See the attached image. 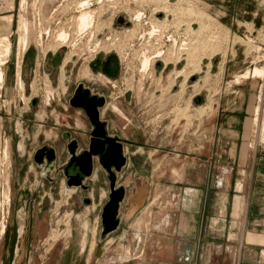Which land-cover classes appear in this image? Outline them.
<instances>
[{
    "label": "rangeland",
    "instance_id": "1",
    "mask_svg": "<svg viewBox=\"0 0 264 264\" xmlns=\"http://www.w3.org/2000/svg\"><path fill=\"white\" fill-rule=\"evenodd\" d=\"M9 1L12 0H3V4ZM76 1L28 0L24 10L19 2L14 7L12 22L2 24L0 36L9 37L6 41L11 50L2 55L5 79L0 82V232L6 223L5 231L0 233V264H12L21 220L26 221L28 234L22 245L30 255L29 260L23 258L24 264H56L69 246L74 247L72 239L75 243L80 240V222L85 226L81 229H90L89 245L93 241L98 244L101 225L89 218L94 220L100 206L94 211L93 205L83 202L92 185L90 179L86 181L88 189L68 187L66 182L63 190L55 182L45 183L46 192L35 189V182L41 177L33 159L34 150L46 143L53 144L63 161V129L74 114L88 117L83 109L69 103L79 82L107 97L101 117L108 120L109 133L123 140L127 156V164L118 174V184H127L128 197L138 183L148 194L137 212L127 210L126 199L125 225L130 223L134 230L118 242L111 239L102 243V256L100 247L92 248L87 264H116L154 255L164 246L171 248L173 224L184 215L185 219L191 218L197 209V187L210 189L208 200L219 199V210L208 209V215L218 220L220 216L216 214L225 213L222 203L231 177L246 178L245 172L243 176L241 171L237 175L239 166L229 162L228 155L240 154L241 150L254 155L258 149L264 150L259 129L254 128L247 137L254 107L264 123V74L238 77L256 66L264 69V0L225 4L222 11L212 10L205 0H90L93 26L85 31L76 27V8L81 0ZM139 10L140 21L135 16ZM233 11L239 15L233 18ZM19 13L27 17L30 31L29 44L21 55L20 34L16 30ZM121 14L128 24L118 21ZM154 21L157 30L151 35ZM63 27L70 31L68 42L54 49L55 34ZM159 48L162 54L157 56ZM143 50L152 59L146 70H142ZM113 55L116 66L112 63ZM65 56H69L66 63ZM185 65L190 71L187 79L184 74L175 79V73ZM86 68L90 69L92 79L82 77L81 71ZM19 69L24 87L18 79ZM240 93L242 98L246 96L250 114L246 118L243 147L235 149L225 145L226 140L218 144L214 141L215 119L221 99ZM47 94L53 97L49 103ZM18 118L28 135L27 131L17 130ZM45 129L53 130L55 136L45 137ZM21 140L27 146L24 155L18 150ZM253 142L258 143L255 152L249 148ZM63 148L65 153H61ZM95 169L100 180L96 190H103L102 201L108 200L110 180L97 159ZM21 206L23 210L19 209ZM166 215L171 219L168 224L162 220Z\"/></svg>",
    "mask_w": 264,
    "mask_h": 264
},
{
    "label": "crops",
    "instance_id": "2",
    "mask_svg": "<svg viewBox=\"0 0 264 264\" xmlns=\"http://www.w3.org/2000/svg\"><path fill=\"white\" fill-rule=\"evenodd\" d=\"M12 1H14V7L20 2L19 0ZM245 1L246 0H205V2L211 6L212 10L218 9L221 11L226 8L225 4H233V6H235L236 4L238 5ZM3 3V0H0L1 32L3 30L2 24L5 22L3 16L10 14H14L13 16H15V8L5 9L3 8ZM238 15L239 13L237 11H233V18ZM248 105L246 96L242 98L241 93L233 96V98L223 97L221 99L220 106H218V112L216 113L217 117L215 119L217 122V130L215 132L216 138L214 141L217 144L220 141L226 140L227 143H225V145L229 146V148L230 146L235 149L239 146H241V148L243 147L246 118L250 114L248 111ZM78 116L79 117L74 114V116L71 117L69 125H66L63 129L62 137L65 132H69L74 137L83 138L84 142L81 143L86 147L89 140L88 134L92 130V124L89 117H87V120L80 115ZM78 118L82 122L80 127L75 123ZM23 131H27L25 130L24 125ZM22 139L24 140V138ZM68 140L69 139H63L65 145ZM22 143L23 146H18L20 155H24V152L27 149L25 142L22 141ZM46 144L54 146L53 144ZM61 153H65V148L62 149ZM228 158H230L229 162H233L239 166L237 175L241 171V175L243 176L245 172L246 178L244 179L241 176H236L235 178L233 176L231 177L229 183L230 186L228 185L226 186L227 188L225 187L223 197L224 202L222 205L225 213L222 215L217 213L216 216H220L218 220L215 221L216 217L214 215H208V209L219 210V207H221L218 201L219 199L213 200L211 198V200H208L210 189L207 188L204 191L201 190V187H197L196 194L197 196H200V198L197 199V209L191 218L186 217L185 219L184 215L181 220L177 222L175 221L173 224V246L171 248L164 246L159 252H155L154 255L143 256L140 258L133 257L116 264H264V150L258 149L254 155L248 150H241L240 154H230L228 155ZM63 161L62 159H58L56 167L60 166ZM36 165L39 169L37 171L41 177L39 181L36 180L35 182V189H37L38 192H41L42 190L46 192V182L49 184L54 182L58 183L63 190L65 182L67 184L66 178L63 174L59 173L57 175L56 170L43 174L45 165H38L37 163ZM230 170L231 168L227 171L230 172ZM92 176L93 174L87 178V180L90 179L92 185L86 192V197L83 198V202L87 205H93L94 211L97 205L100 206L99 208L97 207L99 212L97 213L98 215H95L94 220L89 218L95 223V225L100 226L102 209L107 202V199L102 201L103 198L101 199V196L103 195V190L100 193L98 192V189L96 190L97 184L100 180L97 178V180L94 181ZM67 186L70 187L68 184ZM97 193L99 198L97 197ZM133 193L132 190L131 195ZM130 196L128 197L127 193L126 199L128 200L126 202V208L131 212L139 211L148 198V194L145 192V194H142V198L139 201L136 203H130ZM201 196H204V199H202ZM87 198L89 201L86 200ZM102 202L103 204H101ZM124 207L125 204L123 203L121 208L120 226L104 241H100L99 234L96 239L98 244L94 245L93 243L95 241H93L89 245V242L91 241L89 239L90 229H81L82 226H85L80 222L78 225V238L80 237V240H76L75 243L74 239H72L74 247L72 248L69 246V250L63 253V256H60V261L56 264H87V257H89L92 248L96 250L100 247L99 254L102 256L104 254V246H100L102 243H106L111 239H113L114 242H118L123 237H126L128 232L134 229L131 227L130 223L125 225V217H127V215ZM19 209L23 210L24 207L21 206ZM28 211H31V204L29 205ZM88 213L90 215L91 211ZM28 222L29 224L31 223V216ZM25 227L26 221L21 220L18 225V241L23 237ZM85 236L88 238L85 239ZM16 246L17 248L13 261L16 260L19 264H24L22 261L23 258H26L27 260L30 258L28 249H24L22 256H18L20 250L18 242Z\"/></svg>",
    "mask_w": 264,
    "mask_h": 264
},
{
    "label": "water",
    "instance_id": "3",
    "mask_svg": "<svg viewBox=\"0 0 264 264\" xmlns=\"http://www.w3.org/2000/svg\"><path fill=\"white\" fill-rule=\"evenodd\" d=\"M118 21H126L125 15L121 14ZM112 58L116 60V56ZM69 103L85 110L90 122L92 130L90 132L91 139L88 148L78 151L77 139H71L68 143L69 158L62 165L61 171L66 178L67 184L76 187L87 188L84 181L92 175L95 167V159L107 173L110 180L109 198L102 209L101 233L100 241H104L113 231L121 224V208L127 195V184H118V174L127 164V156L124 153L123 140L119 136H115L108 131V121L102 119L101 108L107 103V97L104 94L93 91L84 82H79L73 95L69 99ZM17 130L23 131V124L18 118L16 120ZM28 132V130H27ZM18 146H23L22 141ZM34 160L38 165H42L45 161V169L43 174L56 170L59 174L57 163V150L54 146L43 145L36 149ZM78 168V172L70 173V167ZM89 201V199H86ZM13 264H19L16 260Z\"/></svg>",
    "mask_w": 264,
    "mask_h": 264
},
{
    "label": "bare ground",
    "instance_id": "4",
    "mask_svg": "<svg viewBox=\"0 0 264 264\" xmlns=\"http://www.w3.org/2000/svg\"><path fill=\"white\" fill-rule=\"evenodd\" d=\"M20 1V7H21V10L23 9H25V7L27 6L26 4H27V1L28 0H19ZM10 2V3H9ZM9 2H7V4L6 5H4V7L3 8H13L14 7V1H9ZM76 2H78V0L76 1ZM90 0H81L79 3H78V5H77V7L78 8H76V9H78V11H79V14L76 16V27H78V30H80V31H85L88 27H90V26H93V25H91L92 24V22H93V11L90 9ZM124 3V2H123ZM76 5V4H75ZM142 5V4H141ZM76 7V6H75ZM106 7V6H105ZM157 7V6H156ZM2 8V7H1ZM103 8V7H102ZM56 9V8H55ZM95 9V8H94ZM93 9V10H94ZM97 10V9H96ZM20 12H22V11H20ZM96 12V11H95ZM140 12H142V11H140L139 10V12H137V14L135 15L136 16V20H138V21H140V19L142 18V13H140ZM144 12V11H143ZM45 14V13H44ZM14 15V14H13ZM13 15L12 14H10V15H4L3 17H4V20L8 23V24H10L11 22H12V20H13ZM59 19V18H58ZM73 19V18H72ZM97 19V18H96ZM142 20V19H141ZM152 20V19H151ZM163 21H165V19H162ZM17 21H18V28L16 29V30H18V33L20 34V36H19V43H20V51H19V54L21 55L22 53H24L25 51H26V49H27V46H28V44H29V21H28V19H27V17L25 16V14H23V13H19V16H18V19H17ZM157 21H154L153 22V28L150 30V34L152 35V34H155L154 32L157 30V25L155 24ZM39 24V23H38ZM158 24V23H157ZM139 25V24H138ZM159 25V24H158ZM50 26V25H49ZM39 27H40V25H39ZM38 27V28H39ZM42 27H44L43 25H42ZM41 28V27H40ZM50 28V27H49ZM64 28V27H63ZM63 28H61V30L58 32V33H56L55 34V36H56V45L53 47L54 49H57V47H59V45H62V44H64V43H66V42H68V39H69V32L70 31H67V30H65V28L63 29ZM48 29V28H47ZM67 29H68V27H67ZM133 29V28H132ZM90 30V29H89ZM29 31V32H28ZM41 32L40 33H38V34H40L39 36H40V38L42 39V37H43V35H42V28H41V30H40ZM49 31L47 30V33H48ZM158 32V31H157ZM44 33V32H43ZM46 33V32H45ZM46 33V34H47ZM52 33H54V32H52ZM52 33H51V35H52ZM79 33V32H78ZM140 34H142V33H140ZM147 34H149V33H147ZM218 34V33H217ZM221 34V33H220ZM219 34V35H220ZM8 35V34H7ZM143 35V34H142ZM142 35H140L141 37H142ZM155 36V35H154ZM217 36V35H216ZM221 36V35H220ZM141 37H139V38H141ZM176 37V36H175ZM138 38V39H139ZM144 38V37H143ZM219 38V37H218ZM218 38H216V39H218ZM9 39V37L8 36H3V37H1L0 36V82H2L3 83V81H4V79H5V71H4V69L2 68V64L4 63V61H3V59H2V55H4V53H9L10 52V50H11V45H10V42L9 41H6V40H8ZM72 40V39H71ZM147 41V40H146ZM150 41V40H149ZM159 41V40H158ZM101 42V41H100ZM4 43H6V44H4ZM69 43H71V41L69 42ZM72 44H74V43H72ZM97 45H99L98 44V42L96 43ZM175 44V43H174ZM101 45V44H100ZM105 45H107V44H105ZM68 46H69V44H68ZM72 46V45H71ZM104 46V45H103ZM102 45H101V47H103ZM186 46H187V44H186ZM219 46V45H218ZM108 47V46H107ZM130 47V46H129ZM172 47V46H171ZM17 48V47H16ZM95 48V47H94ZM104 48H106V46L104 47ZM187 48V47H186ZM90 49V48H89ZM100 49V48H99ZM147 49V48H146ZM160 49V48H159ZM159 49H156V50H158L157 51V56L158 55H161L162 53H161V49H160V51H159ZM175 49V48H174ZM178 49V48H177ZM94 50V49H93ZM98 50V49H97ZM142 50V49H141ZM182 50V49H181ZM187 50V49H186ZM219 50V49H218ZM46 51V50H45ZM149 51V50H148ZM73 52V51H72ZM95 52H96V50H95ZM143 52H144V57H142L143 58V60H141L142 62V70H146V69H148V66L150 65V63H151V57L149 56V55H147V54H145V50H143ZM146 52H147V50H146ZM174 52V51H173ZM141 53V52H140ZM156 53V52H155ZM181 53V52H180ZM6 54V55H7ZM134 54H136V53H134ZM142 54V53H141ZM169 54H172V52L171 53H169ZM174 54V53H173ZM5 55V56H6ZM69 55V54H68ZM150 55H152L151 53H150ZM181 55V54H180ZM72 56V55H71ZM191 56V55H190ZM141 57V56H140ZM65 61H64V63H66V61H68L69 60V56L68 57H66L65 56ZM182 58V57H181ZM71 60V59H70ZM154 60V59H153ZM20 65V64H19ZM65 64H63L62 65V67L64 66ZM141 68V67H140ZM187 65H185V67L184 68H182V69H179V71H177V73H175V75L173 76V77H175V79H176V77H178L179 75H183L184 74V77H185V79H187V77H188V75L190 74V71H187ZM83 70V69H82ZM18 71V79H19V82H20V85L22 86V87H24V82L22 81V79H21V77H20V69L19 70H17ZM249 73H251V74H253V75H258V76H262L263 74H264V69H263V67H259V66H256L254 69H251V71L250 70H247L246 72H244V73H242V74H239L238 75V77L240 76H247ZM193 74V73H192ZM208 74V73H207ZM81 75H82V77H85V78H88V79H92V75H91V71H90V69L89 68H86V69H84L83 71H81ZM95 75V74H94ZM210 75V74H209ZM99 76H101V75H99ZM206 76V75H205ZM98 77V76H97ZM180 77V76H179ZM96 78V77H95ZM94 78V79H95ZM99 78V77H98ZM101 78V77H100ZM99 78V79H100ZM105 80H106V78H104ZM166 79V78H165ZM170 79V78H169ZM96 80V79H95ZM94 80V81H95ZM103 80V79H102ZM108 80V79H107ZM173 80V79H172ZM99 81V80H98ZM97 81V82H98ZM109 81H111V80H109ZM175 81V80H174ZM104 82V81H103ZM173 82V81H172ZM105 83V82H104ZM107 83V82H106ZM109 83V82H108ZM186 83V82H185ZM184 83V84H185ZM197 83V82H196ZM195 83V84H196ZM182 84H183V80H182ZM173 85V84H172ZM188 85V84H187ZM195 86V85H194ZM172 87V86H171ZM187 87V86H186ZM196 87V86H195ZM48 92V91H47ZM48 95V99H47V102L49 103L50 101H51V99L53 98L52 97V95L51 94H47ZM173 98H174V96H173ZM178 98V97H177ZM164 99V98H163ZM186 99V98H185ZM162 100V99H161ZM182 100V99H181ZM183 100H184V98H183ZM189 101V100H188ZM166 102V101H165ZM186 106V105H185ZM257 106V105H256ZM203 110V109H202ZM252 111L255 113V115H254V117L252 118V124H251V127L249 126V129H248V134H247V137L249 136V134H251V131L253 132V130H254V128H255V130L257 129H259V131H260V135H261V138H262V140L264 141V123L263 122H261V121H263L262 119H261V117H260V114H259V112H258V110H257V108L255 109V107L252 109ZM117 112H119V111H117ZM41 116V115H40ZM128 118V117H127ZM76 124H77V126H81V121L79 120V119H77L76 120V122H75ZM179 125V124H178ZM186 126V125H185ZM189 126V125H188ZM250 130V131H249ZM254 130V131H255ZM43 132H44V134H45V137H47V138H53L54 136H55V133H54V131L53 130H43ZM247 132V131H246ZM257 133V132H256ZM254 135V134H253ZM257 135V134H256ZM255 135V136H256ZM177 139H179L178 137H177ZM257 139H258V137H257ZM183 144V143H182ZM256 144H258V143H256ZM255 142H253V143H250V145H249V148H250V150L253 152L254 150H255ZM256 151V150H255ZM254 151V152H255ZM6 156V155H5ZM97 170L95 169V171H94V174H93V176H92V178H97ZM155 183H157V182H155ZM159 185V184H158ZM153 187H154V184H153ZM154 190V189H153ZM156 191V190H155ZM91 193V192H90ZM150 193V192H149ZM152 193V192H151ZM159 193V192H158ZM161 193H162V191H161ZM6 196H8V200H11L10 199V195H6ZM158 197V196H157ZM153 198V197H152ZM154 200V199H153ZM159 200V199H158ZM101 201V200H100ZM10 202V201H9ZM162 202V201H161ZM160 202V203H161ZM168 203L169 202H167V205H168ZM7 204V203H6ZM11 204V203H10ZM155 204V203H154ZM148 205V204H147ZM166 205V204H165ZM171 205H172V203H171ZM3 207V206H2ZM150 207V206H149ZM154 207H155V205H154ZM146 208V207H145ZM152 208V207H151ZM147 210H148V208H147ZM152 210V209H151ZM162 210V209H161ZM166 210V209H165ZM142 212V211H141ZM144 212V211H143ZM150 211H148V213H149ZM156 212V211H155ZM160 212V211H159ZM144 213H146V212H144ZM141 215V214H140ZM148 215V214H147ZM161 215H162V212H161ZM142 216V215H141ZM150 216V215H149ZM157 216H159V215H157ZM4 217V216H3ZM6 217V216H5ZM147 217V216H146ZM155 217V216H154ZM161 218H162V216H160ZM141 218H143V217H141ZM149 218H151V217H149ZM149 218H147V220L149 219ZM153 218V217H152ZM164 219H162L165 223H169V222H171V219L169 218V215H166V217L164 216L163 217ZM5 219H7V217L5 218ZM138 219H140V218H138ZM160 219V218H159ZM158 219V220H159ZM142 220H144V219H142ZM141 220V221H142ZM138 222V221H137ZM136 222V223H137ZM140 222V221H139ZM138 222V223H139ZM163 222V223H164ZM143 223H145V220H144V222ZM3 224V223H2ZM135 224V223H134ZM141 224V223H140ZM167 224H165V225H167ZM142 226H143V224H142ZM5 228H6V223H4L3 225H2V230H1V232H4L5 231ZM161 229V228H160ZM0 232V233H1ZM140 237V236H139ZM143 238V237H142ZM141 238V239H142ZM145 239H146V237H145ZM149 245V244H148ZM127 247V246H126ZM152 248V247H151ZM150 249V248H149ZM123 253V252H122ZM125 254V253H124Z\"/></svg>",
    "mask_w": 264,
    "mask_h": 264
},
{
    "label": "flooded vegetation",
    "instance_id": "5",
    "mask_svg": "<svg viewBox=\"0 0 264 264\" xmlns=\"http://www.w3.org/2000/svg\"><path fill=\"white\" fill-rule=\"evenodd\" d=\"M112 63H113V65L114 66H116L117 65V60H114L113 58H112ZM101 110V109H100ZM88 136H89V140H88V144H87V146L86 147H84L83 145H82V143L81 142H84V140H83V138H77V137H74L72 134H70L69 132H65L64 133V136H63V139L65 140V139H69L67 142H66V157H65V159H64V161H63V163L60 165V166H58V168H59V173L60 174H63V172L61 171V169H62V165L63 164H65L66 162H67V160H68V158H69V153H68V151H67V149H68V143H69V141L71 140V139H77V141H78V151L79 152H81V151H83L84 149H86V148H88V146H89V143H90V139H91V135H90V133L88 134ZM43 145H48V144H43ZM43 145H41V146H43ZM49 146H51V145H49ZM81 146H83V147H81ZM40 147V146H39ZM54 147L56 148V150H57V161H58V159H59V151H58V149H57V147L54 145ZM34 151H36V150H34ZM35 153V152H34ZM33 159H34V154H33ZM35 161V160H34ZM42 165H45V161L43 162V164ZM56 165H57V163H56ZM94 171H95V167H94ZM94 171H93V173L92 174H94ZM76 172H78V168H74L73 166H71L70 167V173H72V174H74V173H76ZM64 175V174H63ZM86 181H87V179H86ZM86 181H84L85 182V184H86ZM139 184H141V183H138V186H136L135 187V189H133V194L130 196V203H136L137 201H139L141 198H142V194H143V189H142V187H139L140 185ZM81 187V186H80ZM83 188V187H82ZM88 188V187H87ZM26 230V229H25ZM27 233H26V231H25V233L23 234V237H21L20 239H19V241H17L18 242V247H19V255L18 256H22V254H23V252H24V248H23V245H22V242H23V239H24V237H27ZM17 244V243H16ZM17 248V247H16ZM22 250H23V252H22Z\"/></svg>",
    "mask_w": 264,
    "mask_h": 264
}]
</instances>
